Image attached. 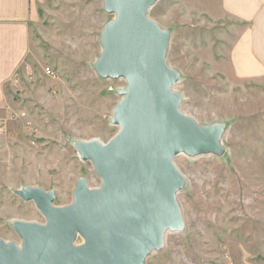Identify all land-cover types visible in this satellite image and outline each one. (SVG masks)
I'll return each mask as SVG.
<instances>
[{
  "label": "rangeland",
  "instance_id": "1",
  "mask_svg": "<svg viewBox=\"0 0 264 264\" xmlns=\"http://www.w3.org/2000/svg\"><path fill=\"white\" fill-rule=\"evenodd\" d=\"M147 15L169 33L167 63L179 73L174 90L182 96L180 111L201 126L224 123L226 130L225 155L184 152L175 157L186 180L178 194L186 226L167 230L163 248L153 250L145 264H226L227 253L236 264L245 256L242 247L259 248L264 232V191L237 182L253 166L247 157L261 163L264 128L248 127L245 121L264 118V83L232 78L229 56L236 23L223 15L220 0H159ZM114 18L105 0H33L30 50L5 83L0 102L6 113L0 112V121L8 129L0 134V239L6 242L21 243L15 220L46 222L35 202L15 190H53L54 205L63 207L73 202L80 178L92 188L102 184L75 143H106L120 130L113 117L123 98L118 90L127 81L104 78L96 69L105 27ZM47 66L61 78L49 77ZM5 106L26 111L27 118L10 120ZM256 146L255 154H246Z\"/></svg>",
  "mask_w": 264,
  "mask_h": 264
},
{
  "label": "water",
  "instance_id": "2",
  "mask_svg": "<svg viewBox=\"0 0 264 264\" xmlns=\"http://www.w3.org/2000/svg\"><path fill=\"white\" fill-rule=\"evenodd\" d=\"M158 1L105 0L115 18L105 27L96 69L127 81L113 117L120 130L106 143H75L101 186L80 178L63 207L54 205L53 190H15L46 222L15 220L21 243L0 239V264H145L163 248L167 230L185 228L178 194L186 180L174 159L184 152L225 155L226 124L201 126L180 111L179 73L167 63L169 33L147 15Z\"/></svg>",
  "mask_w": 264,
  "mask_h": 264
},
{
  "label": "crops",
  "instance_id": "3",
  "mask_svg": "<svg viewBox=\"0 0 264 264\" xmlns=\"http://www.w3.org/2000/svg\"><path fill=\"white\" fill-rule=\"evenodd\" d=\"M220 7L223 15L236 23L229 56L232 78L251 84L264 83V0H220ZM32 15L33 0H0V102L5 98V83L16 76L29 53ZM0 112L6 114L4 110ZM245 122L248 127L264 128V118L252 117ZM260 146L261 163L256 165L253 158L247 157V164L251 162L253 166L245 177L240 173L237 178L238 183L244 181L246 189L251 191H264V141ZM257 148L246 154H255ZM260 238L262 241L255 251L248 245L242 247L245 256L237 259L236 264H264V232Z\"/></svg>",
  "mask_w": 264,
  "mask_h": 264
},
{
  "label": "built area",
  "instance_id": "4",
  "mask_svg": "<svg viewBox=\"0 0 264 264\" xmlns=\"http://www.w3.org/2000/svg\"><path fill=\"white\" fill-rule=\"evenodd\" d=\"M45 73L51 77L52 79L55 80H59L61 78L60 73L55 70L53 67L51 66H47L45 68ZM19 78L15 77L14 78V82L18 83ZM1 106V105H0ZM7 107V109L9 110V118L10 120H14V119H26L27 118V112L25 111H15L14 109H12L11 106H5V108ZM7 122L2 120L0 121V134L6 133L8 131L7 129ZM226 264H234L232 257L230 256L229 253H227L226 255Z\"/></svg>",
  "mask_w": 264,
  "mask_h": 264
}]
</instances>
